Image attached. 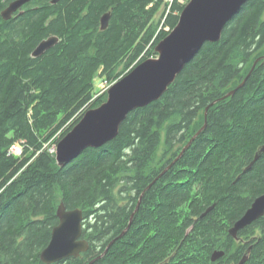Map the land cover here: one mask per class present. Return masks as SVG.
I'll use <instances>...</instances> for the list:
<instances>
[{
  "label": "trees",
  "instance_id": "obj_1",
  "mask_svg": "<svg viewBox=\"0 0 264 264\" xmlns=\"http://www.w3.org/2000/svg\"><path fill=\"white\" fill-rule=\"evenodd\" d=\"M188 2L47 0L14 25L2 22L0 264H43L61 203L82 211L89 249L56 264H89L112 241L93 264H238L246 253L244 264H264V220L236 241L227 233L264 193V152L252 160L264 148V0L248 1L158 101L128 114L111 142L62 168L49 151L105 102L106 93L95 96V80L112 85L155 58ZM49 37L58 43L33 58ZM256 60L244 85L226 96ZM14 145L20 156L10 152ZM214 251L224 258L212 263Z\"/></svg>",
  "mask_w": 264,
  "mask_h": 264
},
{
  "label": "water",
  "instance_id": "obj_2",
  "mask_svg": "<svg viewBox=\"0 0 264 264\" xmlns=\"http://www.w3.org/2000/svg\"><path fill=\"white\" fill-rule=\"evenodd\" d=\"M30 1L33 0L14 1L3 12V18L8 19L13 12ZM58 1L52 0L51 4ZM248 1L250 0H189L180 13L176 26L155 46L156 57L143 61L113 83L107 91L106 101L98 108L86 111L73 129L58 142L55 152L57 165L62 168L87 148L98 149L113 140L128 114L158 101L205 43H216L221 39L224 26ZM109 18L110 13H105L100 18V30L104 31L107 28ZM57 42L56 37L40 42L31 56L36 58L43 55ZM257 62L258 60L253 64L251 71ZM251 71L244 81L226 96L233 95L242 87ZM207 110L206 108L204 118ZM205 125L206 122L182 153ZM263 216L264 195L253 202L229 230V234L236 237L239 231ZM56 217L58 224L52 229L50 241L40 253L43 264H55L68 258H78L80 253L88 249L86 241L78 240L82 233V211L67 210L61 203L57 208ZM129 226L130 223L123 233ZM223 256V252L216 251L211 255L210 261L217 262ZM245 261L246 258H243L239 264H244Z\"/></svg>",
  "mask_w": 264,
  "mask_h": 264
},
{
  "label": "flooded vegetation",
  "instance_id": "obj_3",
  "mask_svg": "<svg viewBox=\"0 0 264 264\" xmlns=\"http://www.w3.org/2000/svg\"><path fill=\"white\" fill-rule=\"evenodd\" d=\"M14 1H16V0H0V26L4 23L5 25H8V24H11V25H14V19H16V18H18L19 16H21V15H23L27 10H30V9H37L38 7H39V4H41V3H44V2H46L47 0H33V1H30L29 3H27V4H25V5H23L20 9H18L16 12H13L11 15H10V17L7 19V20H5L4 18H3V12L7 9V8H9V6L14 2ZM51 1L52 0H49V2L51 3ZM3 22V23H2ZM14 27V26H13ZM259 152H261V149L260 150H257L256 152H255V154L253 155V157H252V160H253V158H254V156L257 154V153H259ZM263 153V152H262ZM261 156V155H260ZM259 156V157H260ZM258 157V158H259ZM251 163V162H250ZM249 163V164H250ZM248 164V165H249ZM247 165V166H248ZM247 166L246 167H244V169H243V173L244 172H246L245 171V169L247 168ZM159 167H160V165H159ZM159 167H157L156 166V168H159ZM164 170V169H163ZM146 176V175H145ZM146 189H148V186L144 189V191H146ZM143 191V192H144ZM262 195H264V193L263 194H261L260 196H262ZM260 196H258V197H260ZM258 197H256L251 203H250V205H249V207L245 210V212L251 207V205L253 204V202L258 198ZM245 212L243 213V215L245 214ZM242 215V216H243ZM241 216V217H242ZM240 217V218H241ZM258 220H264V216L263 217H260L259 219H257L256 221H254L253 223H255V222H257ZM252 223V224H253ZM252 224H250V225H252ZM249 225V226H250ZM249 226H247V227H249ZM246 227V228H247ZM240 232V231H239ZM255 232H259L258 230H256ZM228 233V232H227ZM235 241H236V239H235ZM238 242V241H237ZM224 258V257H223ZM222 258V259H223Z\"/></svg>",
  "mask_w": 264,
  "mask_h": 264
},
{
  "label": "bare ground",
  "instance_id": "obj_4",
  "mask_svg": "<svg viewBox=\"0 0 264 264\" xmlns=\"http://www.w3.org/2000/svg\"><path fill=\"white\" fill-rule=\"evenodd\" d=\"M6 20H7V19H6ZM101 31H102V30H101ZM49 38H51V37H49ZM49 38H48V39H49ZM56 38H57V37H56ZM57 39H58V38H57ZM45 40H47V39H45ZM43 41H44V40H43ZM58 41H59V40H58ZM57 43H58V42H57ZM57 43H56V44H57ZM251 69H252V68H251ZM253 69H254V68H253ZM250 71H251V70H250ZM251 72H252V71H251ZM248 74H249V73H248ZM106 98H107V97H106ZM121 124H122V123H121ZM201 132H202V131H201ZM201 132H200V133H201ZM197 133H198V131H197ZM197 133H196V134H197ZM200 133H199V134H200ZM196 134H195V135H196ZM199 134H198V136H199ZM195 135H194V136H195ZM198 136H197V137H198ZM197 137H196V138H197ZM192 138H193V137H192ZM192 138H191V139H192ZM196 138H195V139H196ZM191 139H190V141H191ZM195 139H194V140H195ZM194 140H193V142H194ZM111 141H112V140H111ZM111 141H110V142H111ZM190 141H189V142H190ZM189 142H188V143H189ZM193 142H192V143H193ZM108 143H109V142H108ZM188 143L185 145V147L188 145ZM192 143H191V144H192ZM191 144H190V146H191ZM105 145H106V144H105ZM103 146H104V145H103ZM190 146H189V147H190ZM13 147H14V146H12V148L10 149V152L14 155V153H13V151H12ZM101 147H102V146H101ZM185 147H184V148H185ZM189 147H188V148H189ZM184 148H183V149H184ZM188 148H187V149H188ZM87 149H92V148H87ZM183 149H182V151H183ZM187 149H186V150H187ZM186 150H185V151H186ZM84 151H85V150H84ZM182 151L180 152V154H179V155H178V156H177V157H176V158H175V159H174V160H173V161H172V162H171V163H170V164H169V165H168V166L162 171V172H166V171H168L169 169L172 168L173 164H174V163H175V162H176V161H177V160H178V159L184 154L185 151H184L183 153H182ZM55 152H56V149H55ZM262 152H264V148H262V149H261V152L257 153V154L254 156V161H256V159H258L259 154H261ZM54 156H55V154H54ZM78 156H79V155H78ZM75 158H76V157H75ZM75 158H74V159H75ZM74 159H72V160H74ZM72 160H71V161H72ZM55 161H56V159H55ZM254 161H253V162H254ZM173 162H174V163H173ZM253 162H252V164H253ZM172 163H173V164H172ZM56 164H57V162H56ZM252 164H251V165H252ZM251 165H250V166H251ZM158 178H159V177H158ZM144 193H145V191L141 194V196H140V198H139V200H138V203H137V205H136V207H135V209H134V212H133L132 215L130 216V219H129L128 225H129V223H130V225L132 224V222H133V218H134L135 214L137 213V211H138V209H139L140 201H141V198H142V196L144 195ZM128 225H127V227H128ZM233 226H234V225H233ZM127 227H126V228H127ZM129 227H130V226H129ZM82 228H83V227H82ZM245 228H246V227H245ZM125 230H126V229H125ZM242 230H243V229H242ZM123 232H124V231H123ZM123 232H122V233H123ZM122 233H121V234H122ZM121 234L117 237V239H120V237H122L125 233H123L122 236H121ZM228 234H229V230H228ZM229 235H230V234H229ZM230 236H231V235H230ZM231 237H232V236H231ZM232 238L236 239V238H237V235H236V237H232ZM78 240H80V241H86V240L82 239V233H81V236H80V238H79ZM86 242H87V241H86ZM112 243H113V241H112V242L106 247L105 252L109 249V247L111 246ZM87 244H88V249H89V243L87 242ZM88 249H87L85 252L80 253L79 256H80L81 254H83V253H86V252L88 251ZM105 252H104V253H105ZM214 252H216V251H214ZM214 252H213V253H214ZM217 252H223V251H217ZM104 253H103V255H104ZM213 253H212V254H213ZM223 253H224V252H223ZM212 254H211V255H212ZM103 255H102V256H103ZM224 255H225V253H224ZM79 256H78V257H79ZM102 256L98 257V258L95 259V260H98V259L101 258ZM223 257H224V256H223ZM223 257H222V258H223ZM210 258H211V257H210ZM222 258H221V259H222ZM243 258H246V260H247V253L244 255ZM75 259H76V258H75ZM95 260H94V261H95ZM40 261H41V260H40ZM94 261H92L91 263L93 264ZM217 262H218V261H217ZM57 263H59V262H57ZM214 263H216V262H214ZM55 264H56V263H55ZM89 264H90V263H89ZM238 264H239V263H238Z\"/></svg>",
  "mask_w": 264,
  "mask_h": 264
},
{
  "label": "rangeland",
  "instance_id": "obj_5",
  "mask_svg": "<svg viewBox=\"0 0 264 264\" xmlns=\"http://www.w3.org/2000/svg\"><path fill=\"white\" fill-rule=\"evenodd\" d=\"M182 2V1H181ZM254 63H255V61H254ZM253 63V64H254ZM95 89L97 90L96 92V95L95 96H99L100 94L101 95H103V94H105L106 93V97H107V91H108V89H109V87L111 86V85H108L106 82H104V81H101V80H99V79H96L95 80ZM106 101V100H105ZM18 146V149H20V153H22V149H21V146L20 145H17ZM55 149H56V145H54V146H52L51 148H50V152L51 153H54L55 154ZM161 150H162V148L160 147V149H159V151H158V153H157V160H159V158H161ZM21 155V154H20ZM20 155H16V156H20ZM15 156V155H14Z\"/></svg>",
  "mask_w": 264,
  "mask_h": 264
},
{
  "label": "built area",
  "instance_id": "obj_6",
  "mask_svg": "<svg viewBox=\"0 0 264 264\" xmlns=\"http://www.w3.org/2000/svg\"><path fill=\"white\" fill-rule=\"evenodd\" d=\"M14 155H20V149H18V146L17 145H14L13 149H12Z\"/></svg>",
  "mask_w": 264,
  "mask_h": 264
}]
</instances>
